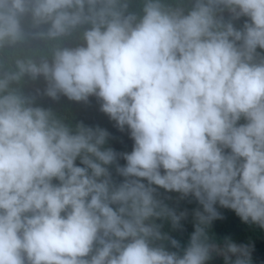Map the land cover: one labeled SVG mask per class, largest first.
Wrapping results in <instances>:
<instances>
[{"label":"clouds","instance_id":"clouds-1","mask_svg":"<svg viewBox=\"0 0 264 264\" xmlns=\"http://www.w3.org/2000/svg\"><path fill=\"white\" fill-rule=\"evenodd\" d=\"M220 209L264 229V0H0V264H254Z\"/></svg>","mask_w":264,"mask_h":264},{"label":"trees","instance_id":"trees-1","mask_svg":"<svg viewBox=\"0 0 264 264\" xmlns=\"http://www.w3.org/2000/svg\"><path fill=\"white\" fill-rule=\"evenodd\" d=\"M45 81L43 77L33 81L30 78H25V91L35 93L37 88L43 89ZM36 102L44 107H51L56 111L63 112L66 108L70 109L78 120H82L87 124H99L107 128L112 136L110 144L117 151H131L133 141L129 137L128 131H120L114 127V121H111L106 114L100 111V104L95 97H90L89 102L70 101L66 97H61L60 100L54 101L46 96H38ZM123 163V161H121ZM175 197L176 194H171ZM195 201H181L179 207L187 208L189 211L197 207ZM224 215V219H218L213 222V232L218 237L231 236L238 243H251L254 245L253 260L254 264H264V229L257 226L249 225L243 222L234 211L229 209H220ZM184 231L182 233H174L179 235L181 239H187L188 234L193 230L191 217L184 221ZM210 264H223L222 257H215Z\"/></svg>","mask_w":264,"mask_h":264}]
</instances>
